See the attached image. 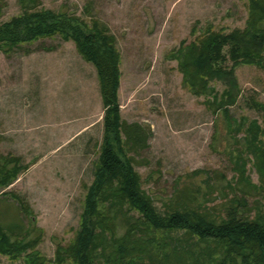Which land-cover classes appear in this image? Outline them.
I'll return each instance as SVG.
<instances>
[{"label":"rangeland","instance_id":"rangeland-1","mask_svg":"<svg viewBox=\"0 0 264 264\" xmlns=\"http://www.w3.org/2000/svg\"><path fill=\"white\" fill-rule=\"evenodd\" d=\"M37 9L75 14L88 23L98 19L114 36L121 56V120L139 125L147 137L145 147L129 156L160 213L170 201L214 208L223 216L221 205L234 195L249 206L260 199L237 182L236 163L241 157L251 184H258L244 130L251 119L260 122L255 104L264 103V71L237 66L240 94L229 108L228 124L204 98L182 88L176 61L167 57L182 41L190 42L196 23L200 30L244 28L245 0H0V23ZM102 114L96 70L71 41L55 36L0 51V156L29 166L2 192L12 191L31 211L21 213L15 199L0 195V229L12 235L11 242L39 237L35 251L47 260L43 264H72L58 260L55 251L69 245L79 228L84 185L93 178L102 139ZM242 118L239 133L231 131ZM115 231L124 232L118 220ZM29 252L17 259L1 254L0 264H28Z\"/></svg>","mask_w":264,"mask_h":264},{"label":"trees","instance_id":"trees-1","mask_svg":"<svg viewBox=\"0 0 264 264\" xmlns=\"http://www.w3.org/2000/svg\"><path fill=\"white\" fill-rule=\"evenodd\" d=\"M245 2L244 28L225 32L207 25L200 30L196 23L191 27L190 42L182 41L176 50L167 53L176 61L182 88L191 96L204 98L206 107L213 114L220 112L228 124L233 121L229 108L240 94L237 66H255L264 71V0ZM89 21L75 14L37 9L25 10L0 23L2 52L59 36L71 41L82 60L96 70L103 105L102 139L93 178L90 185H84L79 228L69 245L57 248V259L68 258L72 264H264V103L255 104L260 122L251 119L244 130L245 151L252 157L258 184H251L241 157L236 163L237 182L257 192L260 199L249 206L245 197L234 195L221 205L223 216L214 208L191 209L170 201L162 204L164 211L160 213L142 189L140 175L134 170L135 160L129 156H136L145 147L147 137L139 125L121 120V56L115 38L98 19ZM216 84L223 87L221 92ZM241 121L229 130L239 133L244 118ZM28 168L17 157L0 156V195L15 199L24 214L31 213L25 200L12 191H2ZM116 220L124 228L121 235L116 234ZM11 237L0 229V255L17 259L30 250L25 255L26 263L47 261L35 251L39 237L31 242H11Z\"/></svg>","mask_w":264,"mask_h":264}]
</instances>
